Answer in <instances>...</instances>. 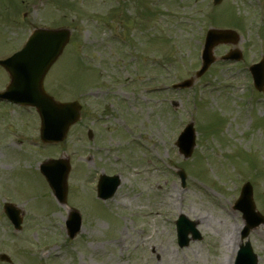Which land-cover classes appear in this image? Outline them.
<instances>
[{"label": "rangeland", "instance_id": "rangeland-1", "mask_svg": "<svg viewBox=\"0 0 264 264\" xmlns=\"http://www.w3.org/2000/svg\"><path fill=\"white\" fill-rule=\"evenodd\" d=\"M12 1L19 4L12 8L0 0V20L12 32L0 23L2 53L16 49L31 26L71 30L45 86L60 100L82 102L84 138L76 141L75 126L60 145L39 149L14 142L9 129L0 132V163L7 164L0 165L3 198L23 211L15 231L0 197V252L13 264H232L243 225L233 203L245 181L264 215V90L249 92L246 67L264 55V0H222L215 7L212 0ZM223 25L240 35L243 59H218L190 87L172 88L200 66L208 27ZM230 47L218 45L214 53ZM0 114L25 125L17 110L1 108ZM191 121L196 143L183 158L175 141ZM27 133L37 139V131ZM63 152L71 161L67 206L56 202L39 173L29 171L44 156ZM101 173L120 176L104 202L95 189ZM70 207L81 215L73 239L65 230ZM181 213L201 235L184 247L176 243L174 223ZM248 238L264 264V225Z\"/></svg>", "mask_w": 264, "mask_h": 264}, {"label": "water", "instance_id": "water-1", "mask_svg": "<svg viewBox=\"0 0 264 264\" xmlns=\"http://www.w3.org/2000/svg\"><path fill=\"white\" fill-rule=\"evenodd\" d=\"M51 33L52 35L57 36V40L55 41L54 45L50 43L48 45V47L52 48L53 51L50 52V54L45 58L41 57L39 59L24 61L31 66L26 70L25 74H22L18 78H13V86L11 85L6 92L1 94V96L18 101L20 103L35 105L40 114L42 122L41 138L48 141H57L64 137L69 125L77 119L79 106L75 102L67 104H59L55 102L52 97L46 94L42 87V77L44 74V72H42L43 68L45 66L48 67L51 64V59H54L60 53L63 45L68 39V33L66 31H56ZM36 36L37 35L34 33L29 39L32 40ZM41 38L48 39V36H41ZM229 38V33L226 31L208 32L203 50V64L201 69L197 71V75L202 74L212 62V47L221 41V39ZM27 48L31 50L34 48V46L28 43ZM45 55L46 54H44V56ZM234 56L235 55L232 54L229 55V57ZM16 57H21V54L19 53L15 55V58ZM19 60L21 63H23L22 57ZM8 61L9 60L5 61V63ZM251 71L255 79V86L258 89H262L264 84V60L259 64L254 65L251 68ZM190 83L191 80L184 81L179 85L188 86ZM177 145L185 157H188L191 154L192 148L194 146V131L191 124L188 125L180 134L177 140ZM61 167L62 166H60V164L57 165L48 162V164L41 166V170L54 190L58 200L63 202L66 195L65 176L68 167L66 166V170L62 169ZM118 183V176H114L112 178L102 176L98 184V195L102 198L110 196L115 191ZM250 189L251 188L248 184L245 185L238 206L241 210H243V213L247 219H249L248 226H253L256 225L260 219L253 216L254 205L252 203ZM5 209L8 215H10L12 218L15 226H19L20 219L16 217V210H14V207L12 205H6ZM176 224L178 242L181 246L188 243V232L192 233L193 238H199V233L194 228V223L187 221L183 216L179 217V219L176 221ZM66 225L69 237L73 238L80 229L79 215L76 212H72ZM246 232L247 228L244 229L242 236H245ZM1 257L6 258L4 255H1ZM256 261V256L252 254L249 243L246 242L245 245H241L235 264H256Z\"/></svg>", "mask_w": 264, "mask_h": 264}, {"label": "flooded vegetation", "instance_id": "flooded-vegetation-1", "mask_svg": "<svg viewBox=\"0 0 264 264\" xmlns=\"http://www.w3.org/2000/svg\"><path fill=\"white\" fill-rule=\"evenodd\" d=\"M0 54H1L0 58L4 57L2 52H0ZM0 74H5L8 78L7 73L1 66H0ZM2 87L4 88V84ZM1 108H9L11 110H17L18 115H20V112L23 113L25 116V120H26L25 125L23 124L16 125L15 123L12 124L11 122L5 121L4 117H2V115L0 114V118H2V120H0L1 134H3V131H5L6 133V129H9V133L11 135L14 134L13 136L16 137V140H14V142H18V143L28 142L27 144H29L31 140L27 138V135L23 136L24 135L23 131L26 133L27 131H34V136H35V132L37 131V122H38V116H37L35 109L32 107L20 106V105L11 104V103L0 100V110ZM77 126H78L79 131H77L76 141L80 142L84 138L83 114H81L80 122H77ZM0 165L1 167H7V164H4L3 162L0 163Z\"/></svg>", "mask_w": 264, "mask_h": 264}]
</instances>
